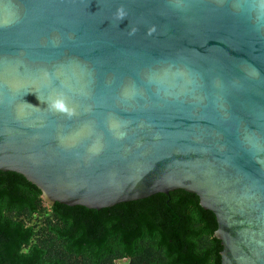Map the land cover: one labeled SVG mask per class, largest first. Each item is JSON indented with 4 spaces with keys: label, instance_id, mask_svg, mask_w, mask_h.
Instances as JSON below:
<instances>
[{
    "label": "water",
    "instance_id": "water-1",
    "mask_svg": "<svg viewBox=\"0 0 264 264\" xmlns=\"http://www.w3.org/2000/svg\"><path fill=\"white\" fill-rule=\"evenodd\" d=\"M0 172L48 206L185 191L221 264H264V0H0Z\"/></svg>",
    "mask_w": 264,
    "mask_h": 264
},
{
    "label": "trees",
    "instance_id": "trees-1",
    "mask_svg": "<svg viewBox=\"0 0 264 264\" xmlns=\"http://www.w3.org/2000/svg\"><path fill=\"white\" fill-rule=\"evenodd\" d=\"M217 222L182 190L100 210L48 206L0 172V264H221Z\"/></svg>",
    "mask_w": 264,
    "mask_h": 264
},
{
    "label": "rangeland",
    "instance_id": "rangeland-1",
    "mask_svg": "<svg viewBox=\"0 0 264 264\" xmlns=\"http://www.w3.org/2000/svg\"><path fill=\"white\" fill-rule=\"evenodd\" d=\"M120 263H121V262H119V261H115V262H114V264H120Z\"/></svg>",
    "mask_w": 264,
    "mask_h": 264
},
{
    "label": "clouds",
    "instance_id": "clouds-1",
    "mask_svg": "<svg viewBox=\"0 0 264 264\" xmlns=\"http://www.w3.org/2000/svg\"><path fill=\"white\" fill-rule=\"evenodd\" d=\"M55 106H59V105H55Z\"/></svg>",
    "mask_w": 264,
    "mask_h": 264
}]
</instances>
